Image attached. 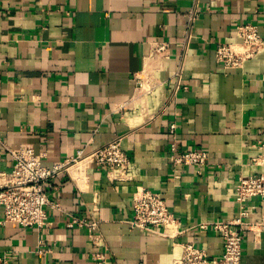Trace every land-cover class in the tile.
I'll return each instance as SVG.
<instances>
[{
  "label": "crops",
  "instance_id": "0c3cea01",
  "mask_svg": "<svg viewBox=\"0 0 264 264\" xmlns=\"http://www.w3.org/2000/svg\"><path fill=\"white\" fill-rule=\"evenodd\" d=\"M245 23L264 38V0H0V173L25 145L51 167L121 137L132 161L127 182L96 168L86 182L59 176L43 229L4 224L0 208L3 264H97L94 252L105 264H173L185 242L220 256L222 235L195 227L237 217L240 177L264 171L253 163L264 154V47L235 69L215 56ZM161 42L168 57H150ZM172 144L206 150L209 163L172 164ZM137 185L164 197L181 234L131 226ZM247 206L264 223V200ZM77 218L97 228L69 227ZM242 264H264V230L246 233Z\"/></svg>",
  "mask_w": 264,
  "mask_h": 264
},
{
  "label": "built area",
  "instance_id": "2783aa9c",
  "mask_svg": "<svg viewBox=\"0 0 264 264\" xmlns=\"http://www.w3.org/2000/svg\"><path fill=\"white\" fill-rule=\"evenodd\" d=\"M191 19H195L198 9L190 11ZM239 41L236 43H217L216 61L225 69L242 67L264 47V38L257 25L245 23L236 27ZM187 35V41L190 39ZM150 57H168L165 52L168 45L164 42L151 46ZM180 75V72H179ZM138 86L144 88L143 81ZM149 85V84H148ZM149 87L145 92H150ZM175 129V125L171 126ZM14 159L10 173H0V208L4 211L3 223H17L28 228L43 229L49 224V208H58L59 204L50 197V190L59 176H68L73 182H86L93 169H105L113 182L131 180L129 169L131 158L122 148V138L118 137L108 144L86 153L80 149L77 153L51 167L43 164V156L35 152L31 145H25L11 152ZM169 160L174 165L203 167L209 163L210 156L206 150L179 151L175 144L171 145ZM254 165L264 166V154L253 159ZM235 201L239 208L237 217L221 221L200 223L196 231L212 229L222 235L224 250L220 256H210L193 242L180 244L182 255L173 264H242L243 241L248 231L259 234L264 230L263 222L248 221L255 207L247 206L250 200H264V171L249 176H241L235 189ZM133 219L130 224L152 233H161L175 237L182 233L181 221L169 210L164 197L150 189L137 185L132 195ZM86 225L91 230L97 228L96 222L72 219L69 227ZM97 264H105L107 256L100 252L92 254ZM5 262L0 258V264Z\"/></svg>",
  "mask_w": 264,
  "mask_h": 264
}]
</instances>
